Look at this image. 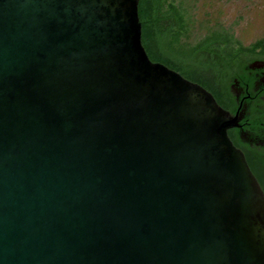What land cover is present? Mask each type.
<instances>
[{"label":"water","instance_id":"95a60500","mask_svg":"<svg viewBox=\"0 0 264 264\" xmlns=\"http://www.w3.org/2000/svg\"><path fill=\"white\" fill-rule=\"evenodd\" d=\"M140 0H0V264H264L238 118L142 42Z\"/></svg>","mask_w":264,"mask_h":264},{"label":"trees","instance_id":"16d2710c","mask_svg":"<svg viewBox=\"0 0 264 264\" xmlns=\"http://www.w3.org/2000/svg\"><path fill=\"white\" fill-rule=\"evenodd\" d=\"M189 9L188 0H140L143 45L153 62L202 85L222 106L232 77L252 58H264V37L246 46L217 22L192 41Z\"/></svg>","mask_w":264,"mask_h":264},{"label":"flooded vegetation","instance_id":"af4514ba","mask_svg":"<svg viewBox=\"0 0 264 264\" xmlns=\"http://www.w3.org/2000/svg\"><path fill=\"white\" fill-rule=\"evenodd\" d=\"M222 107L238 118L228 130L264 192V58H252L229 83Z\"/></svg>","mask_w":264,"mask_h":264},{"label":"rangeland","instance_id":"374dc122","mask_svg":"<svg viewBox=\"0 0 264 264\" xmlns=\"http://www.w3.org/2000/svg\"><path fill=\"white\" fill-rule=\"evenodd\" d=\"M188 5L194 22L192 41L217 22L232 28L246 46L264 37V0H188Z\"/></svg>","mask_w":264,"mask_h":264}]
</instances>
